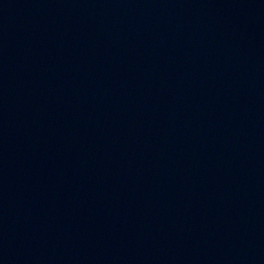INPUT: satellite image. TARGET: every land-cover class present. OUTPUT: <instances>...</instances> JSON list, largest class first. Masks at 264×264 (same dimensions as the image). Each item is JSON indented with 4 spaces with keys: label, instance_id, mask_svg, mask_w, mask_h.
Masks as SVG:
<instances>
[{
    "label": "water",
    "instance_id": "obj_1",
    "mask_svg": "<svg viewBox=\"0 0 264 264\" xmlns=\"http://www.w3.org/2000/svg\"><path fill=\"white\" fill-rule=\"evenodd\" d=\"M113 0H0V106L62 54Z\"/></svg>",
    "mask_w": 264,
    "mask_h": 264
}]
</instances>
